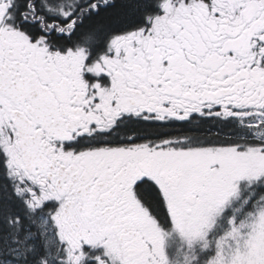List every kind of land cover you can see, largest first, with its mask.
I'll list each match as a JSON object with an SVG mask.
<instances>
[{
    "label": "snow or ice",
    "instance_id": "obj_1",
    "mask_svg": "<svg viewBox=\"0 0 264 264\" xmlns=\"http://www.w3.org/2000/svg\"><path fill=\"white\" fill-rule=\"evenodd\" d=\"M0 264H264V0H0Z\"/></svg>",
    "mask_w": 264,
    "mask_h": 264
}]
</instances>
